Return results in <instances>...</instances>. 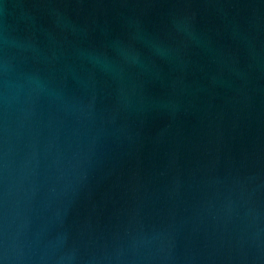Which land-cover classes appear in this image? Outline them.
Listing matches in <instances>:
<instances>
[{
  "label": "water",
  "instance_id": "95a60500",
  "mask_svg": "<svg viewBox=\"0 0 264 264\" xmlns=\"http://www.w3.org/2000/svg\"><path fill=\"white\" fill-rule=\"evenodd\" d=\"M0 264H264V0H0Z\"/></svg>",
  "mask_w": 264,
  "mask_h": 264
}]
</instances>
